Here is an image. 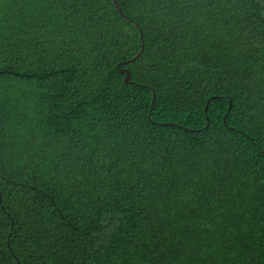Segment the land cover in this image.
<instances>
[{
	"label": "trees",
	"instance_id": "1",
	"mask_svg": "<svg viewBox=\"0 0 264 264\" xmlns=\"http://www.w3.org/2000/svg\"><path fill=\"white\" fill-rule=\"evenodd\" d=\"M116 1L0 0V264H264V0Z\"/></svg>",
	"mask_w": 264,
	"mask_h": 264
},
{
	"label": "water",
	"instance_id": "2",
	"mask_svg": "<svg viewBox=\"0 0 264 264\" xmlns=\"http://www.w3.org/2000/svg\"><path fill=\"white\" fill-rule=\"evenodd\" d=\"M112 1L114 2L115 6H116V9L119 11V13L122 14L123 16H125L124 13H123V11H122V9H121L120 6L118 5L117 1H116V0H112ZM143 51H144V42L142 43L140 53H139L134 59H132V60L126 62V63H120V64L117 66V68H119L120 66H122V65H124V64H131V63H133L135 60H137V59L142 55ZM121 72H122L123 74L126 75V77H125V81H126V83L130 82L131 71H130L129 69H121ZM153 101H154V100H153ZM153 103H154V102H153ZM207 108H208V107H207ZM207 108H206V110H207Z\"/></svg>",
	"mask_w": 264,
	"mask_h": 264
}]
</instances>
